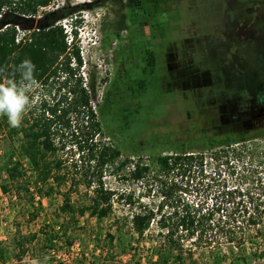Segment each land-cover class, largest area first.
Instances as JSON below:
<instances>
[{"label": "rangeland", "instance_id": "1", "mask_svg": "<svg viewBox=\"0 0 264 264\" xmlns=\"http://www.w3.org/2000/svg\"><path fill=\"white\" fill-rule=\"evenodd\" d=\"M153 1L141 0L145 15L138 13L133 0H93L89 5H71L68 1L57 11L64 17L88 10L95 17L88 15V24L82 29L84 35L95 32L97 37V44L83 51L87 61L82 71L102 123V140L117 145L122 157L141 158L147 163L146 152L154 148L156 153L179 151L184 143L199 148L207 135L249 134L264 128V111L258 115L247 110L245 102L214 100L215 95L217 99L243 97L255 86L264 85V0H158V6ZM148 44L157 54V68L151 75L142 71ZM141 77L149 83L147 90L133 93L131 88ZM57 85L38 84L34 94L49 100L56 95ZM62 139L64 147L57 156L68 176L79 182L71 198L87 204L91 191L78 179L83 168L77 161L79 151L71 132ZM257 139L264 146V134ZM18 143L19 137L9 138L0 119V246L5 250V260L0 259V264H158L155 223L139 241L129 223L118 231L115 216H126L132 209L117 196L113 197L110 216L99 220L87 211L77 222H69L59 212V192H66L69 183L59 192L38 196L26 159L21 162L29 191L23 190L20 180L9 181L8 169L19 157ZM127 176L126 169L114 173L106 167L102 180L116 193L140 195L142 184ZM260 176L264 178V173ZM249 178L246 175L244 179ZM2 184L8 186L7 192H3ZM190 198L194 199L193 194ZM142 200L152 199L144 196ZM45 232L55 234L53 243H41L47 237ZM20 233H36L35 243L39 242L22 259L16 257L14 246V238ZM108 233L114 235L111 246ZM43 246L48 248L43 250ZM218 247L193 249L186 264H264V254L260 257L264 243L255 237L240 250L227 248L223 242ZM167 264L174 263L170 260Z\"/></svg>", "mask_w": 264, "mask_h": 264}, {"label": "trees", "instance_id": "2", "mask_svg": "<svg viewBox=\"0 0 264 264\" xmlns=\"http://www.w3.org/2000/svg\"><path fill=\"white\" fill-rule=\"evenodd\" d=\"M50 1L0 0V82L19 80L15 66L30 59L36 66L38 84H58L56 95L49 100L42 99L40 111H29L19 128H11L6 118H0L8 137H19V157L8 169V180L12 183L20 180L24 183L23 190L29 191L21 162L26 159L38 196L59 192L62 185L69 183L66 192H59L62 195L59 212L69 222H77L87 211L99 220L110 216L113 197L117 196L132 209L126 216H115L118 231L129 223L132 234L139 241L155 223L158 264H167L170 260L174 264H186L187 259H192L193 249L219 248L222 242L227 248L239 250L252 241V237L264 243V178L260 176L264 173V146L257 142L264 128L249 134L207 135L200 141L199 148H189L186 143L181 150L168 153H156L154 148L146 152L147 163H142L141 158L122 157L117 145L102 140V123L92 106L81 71L83 62L79 46L76 41L68 44L64 28L55 24L60 17L57 12L48 14L38 30L16 41V25L26 30L33 25V20H26L19 14H34L38 7ZM250 4L253 3L247 6ZM133 5L138 13H144L140 0H133ZM3 7H8V12L2 13ZM76 35L74 30V37ZM143 67V72L149 75L157 68V54L150 44L144 49ZM148 84L146 78H137L136 87L131 91L143 94ZM263 86H255L253 92L243 96L248 100L245 102L247 110L264 111ZM69 132L79 151L77 161L83 164L78 179L91 191L87 204L71 198L73 187L79 182L68 176L63 160L57 156L64 147L62 138ZM106 167H111L114 173L126 169L127 179L142 184L141 194L135 197L132 191L116 193L107 188L102 180ZM246 175L250 178L244 179ZM1 188L3 192L9 190L6 184ZM191 194L194 199L190 198ZM144 196L152 200L144 202ZM250 233L254 235L250 237ZM107 235L111 246L114 235ZM45 236L41 243L54 242L55 234L45 232ZM37 239L36 233L18 234L14 238L16 257L22 259L29 248L39 244L35 243ZM47 248L42 247L43 250ZM263 254L261 251L260 257ZM0 259L5 260V250L1 246ZM242 260L245 263L246 257ZM53 264L68 263L57 261Z\"/></svg>", "mask_w": 264, "mask_h": 264}, {"label": "clouds", "instance_id": "3", "mask_svg": "<svg viewBox=\"0 0 264 264\" xmlns=\"http://www.w3.org/2000/svg\"><path fill=\"white\" fill-rule=\"evenodd\" d=\"M19 80L6 79L0 82V118H6L11 128H19L29 111L39 112L42 97L34 94L38 83L35 79L36 66L30 59L15 66Z\"/></svg>", "mask_w": 264, "mask_h": 264}, {"label": "built area", "instance_id": "4", "mask_svg": "<svg viewBox=\"0 0 264 264\" xmlns=\"http://www.w3.org/2000/svg\"><path fill=\"white\" fill-rule=\"evenodd\" d=\"M68 1H71V5H78V4L89 5L93 3V0H51L48 5L38 7L36 13L34 14L21 13L19 14L20 17L26 20H33V25L32 28L28 30L20 28L18 25H16V29H17L16 41L19 42L22 36L29 34L34 29L38 30L41 23L37 22L36 20H44L49 13L57 12L58 10L62 9L68 3ZM5 12H8V7L2 8V13ZM88 15L90 19L91 18L95 19V17L92 16V14L88 12V10H79L67 16L60 17L55 21V24L61 25L64 28V32L67 34L68 44L71 45L74 41L77 42L83 62L81 71L83 67H85L87 61V58L84 56L83 51L86 49V46L97 44V37L94 35L95 32L92 35L89 34L84 35V33L82 32V29L85 28L86 24H88V20H89ZM74 30L77 31V35L75 37H74ZM82 74L84 76L83 71ZM84 80H85V84L87 85L85 76H84Z\"/></svg>", "mask_w": 264, "mask_h": 264}, {"label": "flooded vegetation", "instance_id": "5", "mask_svg": "<svg viewBox=\"0 0 264 264\" xmlns=\"http://www.w3.org/2000/svg\"><path fill=\"white\" fill-rule=\"evenodd\" d=\"M141 1V0H140ZM177 1V0H176ZM153 3L155 4L156 3V6H158L159 4H160V1H158V0H154L153 1ZM254 3H256V0H254ZM142 14H147V12L146 11H144V13H142ZM251 20H248V22H250ZM247 22V21H246ZM158 25V24H157ZM159 27V26H158ZM160 28V27H159ZM160 29H163L162 27L160 28ZM164 30V29H163ZM195 38V37H194ZM193 38V39H194ZM192 50H195V48L194 49H192ZM143 68L144 67H142V71H143ZM126 72V74L128 75L129 73H128V71H125ZM129 77H130V75H128ZM215 97V101H220V102H227L228 101V99H233V100H235V101H238L239 103H241V102H247L248 100L247 99H245L244 97H235V96H230V95H228L227 97H221V98H219V99H217L219 96L218 95H215L214 96ZM240 100V101H239ZM262 114V111H259L258 112V115H261ZM224 134V133H223Z\"/></svg>", "mask_w": 264, "mask_h": 264}]
</instances>
